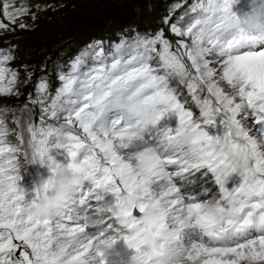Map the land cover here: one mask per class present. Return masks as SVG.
Returning <instances> with one entry per match:
<instances>
[{"label": "snow or ice", "instance_id": "snow-or-ice-1", "mask_svg": "<svg viewBox=\"0 0 264 264\" xmlns=\"http://www.w3.org/2000/svg\"><path fill=\"white\" fill-rule=\"evenodd\" d=\"M232 3L176 0L34 76L12 39L45 6L0 0V264H105L119 241L138 264H264V34ZM29 161L85 177L47 219Z\"/></svg>", "mask_w": 264, "mask_h": 264}, {"label": "rangeland", "instance_id": "rangeland-1", "mask_svg": "<svg viewBox=\"0 0 264 264\" xmlns=\"http://www.w3.org/2000/svg\"><path fill=\"white\" fill-rule=\"evenodd\" d=\"M36 2L45 6V10L40 13L34 28L22 30L18 38L12 39V44L18 46L21 71L23 64L35 66L34 76L39 74V69L46 60L67 61L93 38L111 35L128 25H136L141 29L155 27L153 21L165 14L167 6L176 0H36ZM49 5L51 7H47ZM232 11L238 17H243L250 11V0H238ZM10 36L15 34L10 33ZM2 39L3 37H0V40ZM49 67L54 68V65L50 62ZM30 88L31 84H28L21 89L23 93L19 97L21 103L27 99ZM50 154L58 162L63 161V157L57 155L56 150ZM45 166L47 165L40 163L28 164L21 171L19 187L24 190L27 198L34 194L35 188L47 174V170L43 169ZM123 243L119 241L117 247L120 249L119 246Z\"/></svg>", "mask_w": 264, "mask_h": 264}, {"label": "clouds", "instance_id": "clouds-1", "mask_svg": "<svg viewBox=\"0 0 264 264\" xmlns=\"http://www.w3.org/2000/svg\"><path fill=\"white\" fill-rule=\"evenodd\" d=\"M236 3L238 0H233L232 7ZM250 9L243 17L236 15V24L249 33L264 34V0H250ZM35 163L27 162V164ZM84 183L85 177L79 171L68 167L57 168L35 188L40 195L34 211L42 219L53 216L68 203L71 194ZM94 224H99V221H95ZM117 244L118 242H101L97 251L102 254L105 264H138L135 253H122Z\"/></svg>", "mask_w": 264, "mask_h": 264}, {"label": "bare ground", "instance_id": "bare-ground-1", "mask_svg": "<svg viewBox=\"0 0 264 264\" xmlns=\"http://www.w3.org/2000/svg\"><path fill=\"white\" fill-rule=\"evenodd\" d=\"M246 9H248L247 7H245ZM234 10V9H233ZM251 10V9H250ZM46 168H43V169H46L47 170V174L45 175V176H43V180H45V179H47L50 175H51V173H50V171H49V169L47 168V166H45ZM42 173V172H41ZM40 181V180H39ZM26 198H27V196H26ZM120 247V251L122 252V253H127V254H134V250H132V249H128L127 248V246H126V244L125 243H123L121 246H119Z\"/></svg>", "mask_w": 264, "mask_h": 264}]
</instances>
